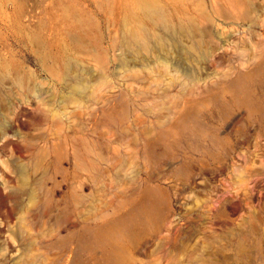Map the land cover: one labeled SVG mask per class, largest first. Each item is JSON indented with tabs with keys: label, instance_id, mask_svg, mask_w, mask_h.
<instances>
[{
	"label": "rangeland",
	"instance_id": "rangeland-1",
	"mask_svg": "<svg viewBox=\"0 0 264 264\" xmlns=\"http://www.w3.org/2000/svg\"><path fill=\"white\" fill-rule=\"evenodd\" d=\"M152 1L0 0V264H264V0Z\"/></svg>",
	"mask_w": 264,
	"mask_h": 264
},
{
	"label": "bare ground",
	"instance_id": "bare-ground-1",
	"mask_svg": "<svg viewBox=\"0 0 264 264\" xmlns=\"http://www.w3.org/2000/svg\"><path fill=\"white\" fill-rule=\"evenodd\" d=\"M139 6L142 7L145 14L149 16L150 18L157 19L158 23H160L162 26H164L165 29H168V23L165 21V19L162 16L160 8L154 3L152 0H139ZM177 31H174L173 33L169 35H161L153 30H148L145 28L143 24L139 25L138 28L130 33L128 37V42L134 41L135 43L139 44L140 47L143 49H146L148 51H152V46L154 45H161L160 47H166L167 45H170L173 49L178 48L182 50V47H184L183 43L178 40V38H181L180 33L177 34ZM176 35H180L178 38H175ZM164 36L165 38H162ZM156 44H153V42ZM183 45V46H182ZM186 47V46H185ZM188 49V53L190 52H196V54H199V47L198 44L192 43L191 45H188L185 49V51ZM190 50V51H189ZM187 53V52H185ZM176 70V69H175ZM67 75H69V71H67ZM79 83L81 81H78L76 83H72L71 85L79 86ZM70 85V87H71ZM72 87V89H73ZM75 92V91H74ZM121 258V253L117 254V259Z\"/></svg>",
	"mask_w": 264,
	"mask_h": 264
}]
</instances>
